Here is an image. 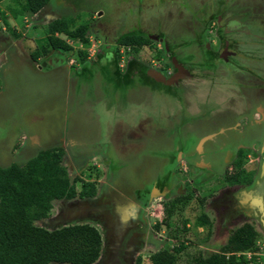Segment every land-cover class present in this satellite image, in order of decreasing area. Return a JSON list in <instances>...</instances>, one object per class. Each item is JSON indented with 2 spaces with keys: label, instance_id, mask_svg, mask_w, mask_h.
Segmentation results:
<instances>
[{
  "label": "rangeland",
  "instance_id": "374dc122",
  "mask_svg": "<svg viewBox=\"0 0 264 264\" xmlns=\"http://www.w3.org/2000/svg\"><path fill=\"white\" fill-rule=\"evenodd\" d=\"M79 1L77 0V2ZM115 1H120V4L113 14L114 16H112L115 20L111 24L112 26L107 21L102 22L101 20L99 22L98 14L91 13V11H96L97 7H89L82 2L78 3V9L81 10L82 16L77 22L78 24L84 23L92 27L95 21L99 22L94 25L95 32L89 34V45L84 47L78 41L60 35L72 46L73 51L65 53L50 50L39 62H34L30 54L36 51L38 47L46 44L45 30L48 24L67 15V13L69 14V12L64 13L61 10L60 6H64L62 0H52L37 15H29L24 18L19 16L16 20L8 16V26L0 22V166H7L12 163L23 164L38 151L53 146L64 148L63 164L67 168L70 180L78 176L84 181L96 182L97 194L92 199L54 202L49 217L37 221L36 225L48 230L76 223H89L95 226L102 236V250L99 259L94 264H147V258L152 252L163 247H172L178 242H183L187 247L181 253L178 264H186L199 253L207 255L217 251L219 246L225 243L228 234L245 223L252 224L259 233V239L256 241L257 250L255 253H245V256L247 258L255 257L253 264H264V228L260 224H264V199L256 197L257 189L253 184L264 163L260 161L261 155L264 154L258 146L252 145L250 149H247L248 153L243 151L242 155L245 162L244 167L254 168L255 171L253 182L249 186L229 185L226 182L227 177L237 170L234 161L239 153L230 162L225 163L222 170L206 173L196 183H193L187 177L188 174L183 171L184 167H182L183 169L174 167L172 169L174 173L172 180L175 183H172V186L169 184L171 187L167 198L173 199L180 196L179 194L186 195L188 192L193 197L187 203L178 205L175 214L171 218L168 235L164 229H155V226L164 218L162 201H160L164 194H154L153 197L149 198H152L151 202L147 204L145 209L147 225L143 227L140 234L131 238V234L123 236V226L118 217L110 218V215L106 212L107 210H104L105 207L109 209L110 205L106 194V188L109 184L106 157L102 156L100 150L96 149H88L83 154L75 153L68 145L70 142L71 144L77 143L76 137L70 132L68 134L69 140H65L67 133L65 135L64 132L71 130L75 122L78 121L77 119H80L85 121L83 124L86 126L84 131L89 132L90 130L91 133H94L92 134L94 142L102 146H109L110 142H113L118 150L117 141L114 137L120 138L122 144V133L127 132L128 128L135 127L136 129V125L149 117L152 118L153 122L164 123L165 119L162 118L167 115L169 110H173L174 105L177 106V101L168 98L166 95L160 98L155 96L152 98L150 105L148 104V107H146L137 103L142 99L140 95L138 97H128L127 94L115 92L114 88L118 84L113 77V70L118 73L120 78L125 77L130 70L134 67L138 68V66L158 73L164 79L163 75L171 76L172 72V68H168L166 66L167 62L162 58L164 50L159 41H152L153 47H142L137 52L117 43L120 38H118V34H121V36L126 33L137 34L136 29L138 27L142 31L149 29V27L145 18L142 17L146 11L138 19L143 22L139 26V22L136 21L137 24H135L136 19L134 22L130 21V13L127 12L128 7H125L127 5L122 0ZM12 2V0L1 1L0 10H5L6 4L12 6L14 3ZM20 2L21 0L17 2L15 8L20 7ZM143 2L146 3L143 8L147 10L157 6L153 5L156 0H143ZM255 2L263 4L264 0H256ZM103 4H105L103 9L108 11L110 4ZM171 10L172 7H169L168 12ZM211 29L214 31L213 28ZM207 30L209 31V29ZM190 35L191 33L188 30L183 34L185 38ZM102 38H106V40L103 41ZM253 45L254 47H250L241 45L238 42L237 52L241 55L240 64L243 66L242 68L254 70L255 72V69L264 68V64L262 63V55L257 54L261 52L259 46H256L258 44ZM111 48L113 50L118 48L120 56L118 55L115 59L116 65L113 70L110 64L105 61L101 62L104 66L103 69L107 67L106 76L96 74L91 80L84 77L78 78L74 74L83 69L77 61L78 50L86 51L88 60L96 61L100 54L110 53ZM245 54H248V56H245ZM43 63L45 66L42 65ZM18 65L24 70L27 66V70L21 75L18 74L17 79L14 78V73L18 71ZM241 66L238 67L241 68ZM56 67L62 68L65 76L63 74L56 76L51 74L50 70ZM30 70L39 74H32ZM166 70L169 74L166 73ZM194 73L199 74L196 71ZM205 77L207 79L201 83L207 84L208 89L203 88L202 92L198 91L200 101L206 98L223 100L227 95L228 87H233L235 84L229 80L225 71H222L217 77L210 76V73H207ZM199 78L202 79L201 76ZM258 79L254 77L251 83H257ZM145 81L150 82L147 79ZM99 85L101 89H99ZM124 85L127 86L128 84L124 83ZM149 85L154 86L151 83ZM166 90L156 86V93L158 94H161L159 91ZM2 93L5 97H2ZM31 93L38 96H29ZM65 96L67 97L65 98ZM188 101H192L191 98ZM191 107L196 110V102H193ZM170 114L174 115L172 111H169ZM258 116V114L254 115L255 118H258ZM25 123L30 124L32 129L34 128L39 132L36 135L40 136V128L43 127L45 128L43 133L45 132L49 136L53 135L55 138H59L61 135L63 139L56 143L39 139V145L36 146L35 144L34 146L30 143L31 140H29L28 134L21 131L23 127L20 124ZM9 125H14L13 129L16 128L19 134L14 136L9 134L10 132L7 133L6 127ZM155 125L147 126L148 128H154V130L158 129L159 126L156 127ZM141 127L143 130L144 123ZM133 136L136 135L133 134ZM2 143L4 147H1ZM127 146L131 147L133 145L127 144L125 149L128 148ZM113 148L111 146L112 154L115 153ZM107 149H110V146ZM181 163H184V161H181ZM202 199L204 204L200 207L199 203ZM238 203H241V206ZM98 206L104 207V209L98 210ZM249 210L253 211L251 213L253 215L250 214ZM260 211L263 214H260ZM202 212L211 221V226L199 227L196 225L197 216ZM185 220H187L186 232H184ZM125 224L129 232L130 223L126 222ZM138 225L141 226V223ZM173 236H177V239H174Z\"/></svg>",
  "mask_w": 264,
  "mask_h": 264
},
{
  "label": "flooded vegetation",
  "instance_id": "af4514ba",
  "mask_svg": "<svg viewBox=\"0 0 264 264\" xmlns=\"http://www.w3.org/2000/svg\"><path fill=\"white\" fill-rule=\"evenodd\" d=\"M255 1L156 0L153 4L157 5L156 8L147 10L143 8L146 4L143 0H122L127 5L125 7H128L130 21L134 22L136 19L135 24L137 21L139 26L143 22L138 19L146 11L142 17L145 18L149 29L142 31L138 27L136 31L144 32L149 40L159 41L163 45L162 58L167 62L166 66L172 68L171 76L163 75L165 79H169L166 81H170V85L156 81L146 69L147 75L156 84L155 87L148 85L151 81L147 84L146 81L143 83L135 79L134 85L128 88L125 94L128 97L140 95L142 102L139 100L137 103L146 107L155 96L160 98L166 95L177 101V106L174 105L173 110H169L174 115H169L168 111L162 118L165 119L164 123L160 124L153 122L151 117L146 118L141 121L144 123L143 130L141 122L136 125V129L128 128L127 132L122 133V144L120 138L114 137L118 150L113 142L109 144L110 149H107L108 145L102 146L94 142L92 136L94 133L90 130L84 131L85 121L80 119H77L74 127L71 126L72 129L64 134L67 133L65 140H69L70 132L76 137L77 143L70 142L68 145L75 153L83 154L88 149H96L106 157L109 181L106 194L110 205L109 209L98 206V210H107L110 218L118 217L123 226V236L131 234V238L140 234L143 227H146L145 209L151 202L152 198H149L153 189L159 191L158 195L164 194L160 201L168 199L169 188L175 183L172 180L174 167H184L182 169L188 174L187 177L196 183L206 173L222 170L223 165L230 162L241 150L248 153L247 149L252 145L260 147L264 154V68L255 69V72L242 68L241 55L237 52L238 42L250 47L258 44L256 46H259V51L263 53L258 51L257 54L262 55L264 64V3L259 4ZM62 2L68 10H73L74 5L78 8L80 2L86 3L89 7H97V10L91 13H97L98 21H107L109 25L115 22L112 16L120 4V1L115 0H80L79 2L62 0ZM103 3L110 4L108 11L103 9L105 5ZM169 7H172L170 12H168ZM98 21L90 27L93 32H95L94 25L98 24ZM186 30L190 31L191 35L185 38L183 34ZM178 65L188 73L178 77L180 74ZM20 67L18 65L19 69L14 73V78L18 79L17 75L27 70V66H24L25 70ZM132 70L134 75L132 77L135 78L136 67ZM195 71L199 74H195ZM222 71H225L229 80L235 83L233 87H228L227 95L223 100L206 98L200 101L198 91L203 88L208 89L207 84L201 83L207 79L205 75L210 73V76L217 77ZM33 72L30 70L32 74H39ZM50 72L54 76L59 74L65 76L63 69L59 67ZM166 73L169 74L167 70ZM200 76L202 79L199 78ZM254 77L259 79L257 83L252 84ZM156 86L167 90L159 91L161 94H158ZM99 89H101L100 85ZM4 94L6 95V92ZM4 94L2 93V97H5ZM29 96L38 95L31 93ZM189 98L192 101H188ZM193 102H196V110L191 107ZM255 114L259 115L258 118L254 117ZM153 123L159 128L155 130L152 127L148 128L147 125H154ZM13 126L6 127L7 133L10 132L9 134L15 136L19 133L16 128L13 129ZM20 126L23 127L21 131L28 134L30 143L34 146L39 145V139L54 143L63 139L61 135L55 138L53 135L43 133L45 129L43 127L38 126L41 129L40 138L36 135L38 131L32 129L30 124H20ZM133 134L136 136L134 137ZM127 144L133 145L132 148L127 146L128 148L125 149ZM111 146L114 147V154L111 153ZM1 147H4L3 143ZM260 161L264 162V155H261ZM253 184L257 189L256 197L264 199V173L261 170ZM161 205L163 206L162 203ZM239 205L241 206V203ZM250 210V214L253 213ZM126 222L130 223L129 232ZM139 223L141 226L138 225ZM260 224L264 228V224Z\"/></svg>",
  "mask_w": 264,
  "mask_h": 264
},
{
  "label": "trees",
  "instance_id": "16d2710c",
  "mask_svg": "<svg viewBox=\"0 0 264 264\" xmlns=\"http://www.w3.org/2000/svg\"><path fill=\"white\" fill-rule=\"evenodd\" d=\"M12 1V6L6 4L5 10H0V22L6 26L8 16L16 20L19 16L24 18L34 15L52 0H21L18 9L15 5L20 0ZM60 7L64 13L68 11V7ZM74 7L68 11L69 14L48 24L45 30L46 44L30 54L34 62L42 61L50 50L65 53L73 51L72 46L60 35L78 41L84 47L89 45V34L93 31L89 25L77 23L82 17L81 10L78 9L79 5L78 8L75 5ZM118 38L119 45L131 48L134 52L142 47H153V42L144 32L137 31V34L126 33L122 36L118 34ZM118 55V48H115L110 53L100 54L96 61H90L86 51L78 50L77 61L83 69L79 73H73L78 78L91 80L95 74H102L104 77L107 67L103 69L101 62H107L113 70ZM146 72V69L138 67L135 78L132 77L133 70L120 78L113 70V77L118 84L114 90L125 94L126 90L134 85L135 79L143 83L147 79L153 83ZM124 83L128 85L125 86ZM152 85L155 87L156 84ZM242 155L241 150L234 161L236 172L226 179L229 185L249 186L253 182L254 168L244 167ZM64 157V148L54 146L38 151L23 164L0 166V264H94L99 259L102 236L95 226L76 223L48 230L36 225L37 221L49 217L54 202L92 199L97 194L96 182L84 181L78 176L70 180L63 164ZM192 197L188 192L186 195L163 201L164 218L155 229H164L168 235L171 218L178 205L187 203ZM203 204L202 199L199 206L202 207ZM186 223L187 220L184 221V232L187 231ZM196 225L211 226V221L202 212L197 216ZM173 237L177 239V236ZM258 239L259 233L255 227L245 223L233 229L217 251L207 255L199 253L186 264H253L255 257L247 258L245 253H255ZM186 248L183 242H178L172 247L155 250L147 258V264H178L179 257Z\"/></svg>",
  "mask_w": 264,
  "mask_h": 264
},
{
  "label": "water",
  "instance_id": "95a60500",
  "mask_svg": "<svg viewBox=\"0 0 264 264\" xmlns=\"http://www.w3.org/2000/svg\"><path fill=\"white\" fill-rule=\"evenodd\" d=\"M43 66H45V64L43 63L42 64ZM177 68H178V70H179V75H178V77H182V75H184L185 73H188L187 71H185L181 66H177ZM149 75L152 77V78H154L156 81H158V82H161V83H163V84H167V85H170L171 84V82L170 81H166L162 76H160V74H158V73H155V72H149ZM166 191V190H165ZM154 194H159L158 193V191H157V189H153V193L151 194V196L153 197L154 196Z\"/></svg>",
  "mask_w": 264,
  "mask_h": 264
},
{
  "label": "crops",
  "instance_id": "0c3cea01",
  "mask_svg": "<svg viewBox=\"0 0 264 264\" xmlns=\"http://www.w3.org/2000/svg\"><path fill=\"white\" fill-rule=\"evenodd\" d=\"M37 14H38V13H36V14H34V15H37ZM35 17H36V16H35ZM44 28H45V27H44ZM262 166H263V168H262L263 171H262V170H261V171H262V173H264V164H263ZM258 173H259V172H258ZM157 191H158V190H157ZM158 192H159V191H158Z\"/></svg>",
  "mask_w": 264,
  "mask_h": 264
}]
</instances>
